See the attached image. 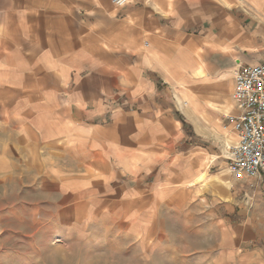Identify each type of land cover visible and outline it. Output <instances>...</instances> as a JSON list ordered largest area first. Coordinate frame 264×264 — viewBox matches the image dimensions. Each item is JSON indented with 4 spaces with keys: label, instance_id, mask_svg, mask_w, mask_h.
Masks as SVG:
<instances>
[{
    "label": "crops",
    "instance_id": "1",
    "mask_svg": "<svg viewBox=\"0 0 264 264\" xmlns=\"http://www.w3.org/2000/svg\"><path fill=\"white\" fill-rule=\"evenodd\" d=\"M263 59L264 0H0V186L55 245L182 230L212 264H264V189L239 193L222 116Z\"/></svg>",
    "mask_w": 264,
    "mask_h": 264
},
{
    "label": "rangeland",
    "instance_id": "2",
    "mask_svg": "<svg viewBox=\"0 0 264 264\" xmlns=\"http://www.w3.org/2000/svg\"><path fill=\"white\" fill-rule=\"evenodd\" d=\"M224 154H227V149ZM239 193L263 191L259 178L236 177ZM37 203L22 184L0 186V264H212L205 257L209 244L188 240L175 230L168 239L148 246L129 245L117 233L66 231L55 245L52 234L39 229L29 207Z\"/></svg>",
    "mask_w": 264,
    "mask_h": 264
},
{
    "label": "built area",
    "instance_id": "3",
    "mask_svg": "<svg viewBox=\"0 0 264 264\" xmlns=\"http://www.w3.org/2000/svg\"><path fill=\"white\" fill-rule=\"evenodd\" d=\"M122 6L129 0H110ZM235 112L222 116L233 124L236 140L226 154L229 171L236 177L264 180V59L239 67L233 76Z\"/></svg>",
    "mask_w": 264,
    "mask_h": 264
},
{
    "label": "bare ground",
    "instance_id": "4",
    "mask_svg": "<svg viewBox=\"0 0 264 264\" xmlns=\"http://www.w3.org/2000/svg\"><path fill=\"white\" fill-rule=\"evenodd\" d=\"M236 136V135H235ZM229 139V138H228ZM235 140H236V138H235Z\"/></svg>",
    "mask_w": 264,
    "mask_h": 264
}]
</instances>
